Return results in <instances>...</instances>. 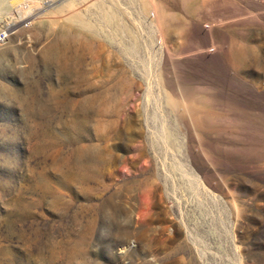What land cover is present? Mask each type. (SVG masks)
Returning a JSON list of instances; mask_svg holds the SVG:
<instances>
[{"label":"rangeland","instance_id":"obj_1","mask_svg":"<svg viewBox=\"0 0 264 264\" xmlns=\"http://www.w3.org/2000/svg\"><path fill=\"white\" fill-rule=\"evenodd\" d=\"M0 264H264V0H0Z\"/></svg>","mask_w":264,"mask_h":264},{"label":"built area","instance_id":"obj_2","mask_svg":"<svg viewBox=\"0 0 264 264\" xmlns=\"http://www.w3.org/2000/svg\"><path fill=\"white\" fill-rule=\"evenodd\" d=\"M6 39V34L4 32H0V42H4Z\"/></svg>","mask_w":264,"mask_h":264}]
</instances>
